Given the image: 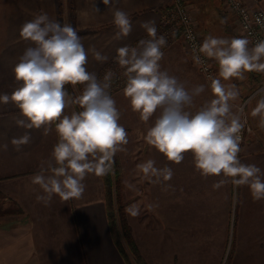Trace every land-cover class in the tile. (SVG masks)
I'll return each mask as SVG.
<instances>
[{
	"label": "crops",
	"instance_id": "obj_1",
	"mask_svg": "<svg viewBox=\"0 0 264 264\" xmlns=\"http://www.w3.org/2000/svg\"><path fill=\"white\" fill-rule=\"evenodd\" d=\"M35 1L37 5L33 8V0H0V95H11L19 86L13 68L24 51L32 46L30 41L20 36L21 26L40 12L50 17L49 11H53L48 8V0ZM186 1L191 5L204 39L209 35L220 37L222 34L230 38L228 34L238 30L234 18L222 10L218 0ZM243 1L249 6L257 4L264 9V0ZM72 2L77 33H81L79 28L89 27L88 34L95 37L96 41L90 38L88 46H83L88 51L87 70L97 73L119 47L130 46L135 40L147 35L141 27L143 22L154 21L158 30L164 14L170 9L171 0H113V4L107 6L102 0ZM94 4L99 12L95 11ZM116 9L128 13L132 23L131 33L119 40L114 38L117 29L113 23V13ZM92 48L108 59L104 62L96 61ZM162 51V70L177 77L189 89L201 84L205 86V91L195 98L193 112L213 98L204 77L197 72L193 73L191 68L187 69L190 63L182 58L184 50L181 45L168 43ZM191 71L195 77L191 76ZM123 89L111 94L120 112L119 123L128 132V144L124 146L126 150L117 152L123 184L125 180L127 184L131 181H135L132 184H140L143 172L137 165L149 159L155 162L156 168L167 166L173 172L168 181L153 182L155 178H150L151 192L148 189L143 197L139 196V188L136 195L131 190L126 195L125 189H122V197H127L124 206L126 219L138 250L147 258L151 256L150 253L145 254L146 247L157 259L171 258L183 248L182 242H202L212 240L213 236L222 242L224 227H227L224 220H229L231 207L235 206V188L238 198L236 208H239L242 186L236 187L229 182L214 188L213 185L221 177H202L194 167L191 153H186L179 164L168 161L146 140L147 130L154 123L155 117L148 122L143 121L140 114L132 110ZM238 92L237 100L232 102L236 113H239L242 99ZM262 98L264 89L255 90L245 100L247 124L250 125L246 137H251L246 140L249 145H262L261 153L264 154V125L261 124V116L257 123L251 122L249 116ZM73 109L74 106L67 109L66 114H70ZM21 118L14 104L0 103V145H8L7 150L0 149V264H126L110 231L102 176L89 174L84 180L86 189L79 199L65 201L53 195L48 204L37 201L36 197L42 194V189L32 183V178L40 171L42 164L51 159L58 136L54 126L47 136L43 134V128L24 129L15 123L16 119ZM25 132L30 134L31 140L17 151L11 140L21 137ZM263 157L261 159L264 161ZM248 163H251L249 159ZM147 199L151 202H147ZM255 202V206H249L252 210L258 209V201ZM261 208L263 206H259ZM137 209L139 214L133 215ZM259 216L256 215V219ZM193 235L203 238L193 240ZM188 247L191 248L192 244Z\"/></svg>",
	"mask_w": 264,
	"mask_h": 264
},
{
	"label": "clouds",
	"instance_id": "obj_2",
	"mask_svg": "<svg viewBox=\"0 0 264 264\" xmlns=\"http://www.w3.org/2000/svg\"><path fill=\"white\" fill-rule=\"evenodd\" d=\"M102 3L107 6L113 0ZM93 6L99 12L96 4ZM113 23L117 40L132 31L131 18L122 10L114 11ZM141 27L147 38L140 39L135 46L119 47L115 59L123 69V93L132 110L145 122L155 117L146 133L148 144L176 164L184 160L186 153H191L194 167L202 177H221L214 188L229 182L236 187L247 186L253 200H264V171L239 159L244 124L232 104L239 92L235 84L224 83L233 78L243 80L248 72H264V39L254 46L243 36L209 35L203 40L198 52L218 64V76L207 77L213 98L193 112L195 98L205 91V86L189 89L177 77L162 70L160 61L166 37L157 34L154 21L143 22ZM20 36L32 46L13 68L19 86L11 95H0V103H12L19 109L23 118L15 123L24 129L43 128L47 136L52 126L55 127L58 142L51 159L32 178V183L42 189L37 201L48 204L53 195L65 201L79 199L86 189V177L108 174L112 157L125 151L128 144V132L119 123L120 112L110 94L115 73L108 70L99 79L89 72L88 53L76 29L69 23L51 19L47 13L40 12L26 21ZM91 52L96 61L108 59L95 48ZM193 59L203 63L200 55ZM66 85H82V92L70 96ZM72 106L79 110L66 114ZM252 114L261 116L264 125V98L258 101ZM30 140V134L25 132L13 138L11 144L20 151ZM7 148V144L0 145V149ZM154 165L149 159L137 167L146 177L155 178L153 182L171 179V168ZM138 214V209L133 212Z\"/></svg>",
	"mask_w": 264,
	"mask_h": 264
},
{
	"label": "rangeland",
	"instance_id": "obj_3",
	"mask_svg": "<svg viewBox=\"0 0 264 264\" xmlns=\"http://www.w3.org/2000/svg\"><path fill=\"white\" fill-rule=\"evenodd\" d=\"M218 2L220 3L222 10L226 13H229L234 18L233 20L237 24L235 15L232 14V12L228 10L227 7L224 6L221 0H218ZM48 3H49L48 8L50 10L53 9L52 12L49 11V15L51 19L58 20L61 23H69L76 29V31H78L76 27L77 20L75 16V10H72L71 7L69 6L70 0H58V2L57 0H48ZM58 3H59V6H58ZM187 4L191 8L190 3L187 2ZM36 5H37L36 1L33 0V8H35ZM170 7H171V3H170ZM170 11L171 9H168L166 11V14L168 13L169 15ZM166 14H164V16ZM167 20H168V24L165 27L160 25V27L157 30V34L164 35L166 37L167 44L173 42L183 47L181 39L179 37V33H178V36L176 33L178 32L179 28H176L177 24H176L175 16L171 15L170 18H168ZM236 27L238 30L236 32L231 31L228 34V36L230 38L231 37H241V36L245 37L242 34V32L239 30L238 25ZM198 28H199V33L201 35L200 38H201V44H202L205 36L201 28L199 26ZM79 30L81 33L78 35L81 37V41L83 44H85V46H88L90 42V38L95 40V37H90V35L88 34L89 27L79 28ZM164 30H167L168 32L164 33ZM174 35H176L177 37ZM223 36H224L223 34L220 35V37H223ZM98 37H99V34H97V39L99 40ZM183 50H184V56L182 58L185 59L186 61H189L190 63L187 66V69L191 68L193 73L197 72L200 74V72L195 68V66L189 60L184 48ZM86 52L88 53V51ZM117 54H118L117 52L114 53L113 56L110 58V60L107 61L103 66H101L100 69L95 74L97 75L99 72H101L105 68H107L108 70H112V67L115 66L114 60ZM212 62H213L215 77H216L218 76V64L214 60ZM192 71L190 72V74L192 77H195L194 74H192ZM253 75L254 77H257V78L253 79L252 78ZM206 83H207L208 89L210 90L209 83L207 81ZM224 83L235 84L236 88L240 91L242 95L240 109H238L239 113H237V115L241 117V121L244 124V127L242 128V137H241V143H240V147H241V151L239 153L240 161L242 163L247 164V159H249L251 163H248V164L255 165L263 171L264 161L261 158L264 154L261 153L262 145L255 146V144L253 145L247 144L246 139H249L251 137H246V132L248 130L249 124H247L248 123L247 121L248 111H247L245 100L248 96L253 94L255 90L258 91V90L264 89V72H248V73H245V78L243 80L233 78L231 81L224 82ZM72 87L74 90V96H77L82 92V88H83L82 85L81 86L76 85ZM112 87H113L112 88L113 91L110 92V94L115 93L119 89L125 87V85L123 86L120 82H112ZM253 110L249 113V116L252 120L251 122L257 123L259 122V119H258L259 115H253L252 114ZM249 129H250V125H249ZM115 156L117 158V161L119 162V158H118L119 154L116 153ZM120 180H121V184H120L119 194H117V197L121 202L123 203L125 202V204H126L125 199L127 197L125 195H124V198L122 197L123 188L126 191V195L128 191L130 190L134 192V195H136L137 188L140 189L139 196H142V197L145 196V193H146L145 191H147L148 189H150V192H151V179L148 177H144L143 173L140 178V181H141L140 184H132L135 181L132 182L131 180L129 184L126 183V180L124 181L125 184H123L121 177H120ZM104 195H105V188H104ZM150 196L151 195H149V198ZM234 197H235V206L234 208L231 207L229 220L228 219L224 220L225 226L227 227H224L225 232H224V236H222V238H224L222 242L216 240L215 236H213L212 240L208 239L202 242H193V243L189 241L182 242L183 248L180 251L179 250L176 251L174 253V256H172L171 258L161 257L158 259L154 257L153 252L150 251L149 249L147 250V247H146V251L144 252L145 254L150 253L149 255L151 256L150 258H147V256H143L141 252L139 251L144 263L146 264H264V200L258 201V209H259V206L260 207L263 206V208L259 210L258 209L252 210L251 207L249 206L250 205L255 206L256 202L255 200H253L251 194L249 193L248 187H245V186H242L241 191H240V207L239 208L238 207L236 208V202L238 200L237 188H235ZM147 200H148L147 202H151L150 199H147ZM239 211H240V214H239ZM238 215L239 217H237ZM256 215H260L259 216L260 218L256 219ZM253 222L255 223V225ZM202 238H203L202 236L195 237V235H193V240H196V239L200 240ZM191 244H192V247L189 248L188 245H191ZM185 246H187V248ZM129 256L131 258L130 264H139L137 260L132 257L130 252H129Z\"/></svg>",
	"mask_w": 264,
	"mask_h": 264
},
{
	"label": "built area",
	"instance_id": "obj_4",
	"mask_svg": "<svg viewBox=\"0 0 264 264\" xmlns=\"http://www.w3.org/2000/svg\"><path fill=\"white\" fill-rule=\"evenodd\" d=\"M225 7L232 12L236 17V22L239 30L242 34L251 41L250 46H254L256 42L264 39V9L258 5L249 6L243 0H221ZM258 1V0H255ZM171 11L162 18L161 25L166 26L168 24V18L171 15L175 16L176 28H179V37L181 39L183 48L195 68L200 74L207 80L208 76L215 77V71L213 66V60L204 57L198 52V48L201 45V35L197 21L192 14L191 8L187 4L186 0H171ZM259 20V23L257 21ZM165 29V28H164ZM164 30V33H167ZM147 38V35L137 39L132 45L135 46L140 39ZM194 49L197 51L194 52ZM195 55H200L203 63H196L193 59ZM242 137V130L240 133Z\"/></svg>",
	"mask_w": 264,
	"mask_h": 264
},
{
	"label": "trees",
	"instance_id": "obj_5",
	"mask_svg": "<svg viewBox=\"0 0 264 264\" xmlns=\"http://www.w3.org/2000/svg\"><path fill=\"white\" fill-rule=\"evenodd\" d=\"M69 6L73 10L72 0H70ZM176 33L178 34L179 30ZM114 65L115 66H113L111 70L115 73L113 82H120L124 86L125 78L123 76V69L118 65L116 59L114 60ZM107 71H108L107 68L103 69L101 72L97 74V77L99 79H102ZM252 78L255 79L257 77H254L253 75ZM77 86H81V85H77ZM65 87L68 93L70 94V96L75 97L73 87L71 85H66ZM112 88L113 87H111L110 92L113 91ZM74 108L76 110H79L77 106H74ZM110 164H111L110 171L108 172V174L102 177L105 188V200L107 207L106 211H107L108 223L114 244L120 256L126 262V264H130L131 258L129 256V252L131 253L132 257L137 260L139 264H146L144 263L140 255L136 242L132 236L131 228L127 222L125 209H124L125 202L124 203L121 202L117 197V194H119V189L121 184V180H120L121 168L115 155L112 157Z\"/></svg>",
	"mask_w": 264,
	"mask_h": 264
}]
</instances>
